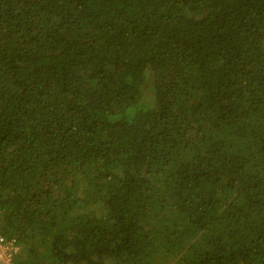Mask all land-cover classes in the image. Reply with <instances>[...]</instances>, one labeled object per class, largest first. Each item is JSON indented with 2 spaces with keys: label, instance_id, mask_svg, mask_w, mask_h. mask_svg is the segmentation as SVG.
I'll return each mask as SVG.
<instances>
[{
  "label": "trees",
  "instance_id": "1",
  "mask_svg": "<svg viewBox=\"0 0 264 264\" xmlns=\"http://www.w3.org/2000/svg\"><path fill=\"white\" fill-rule=\"evenodd\" d=\"M0 235L11 264H264V0H0Z\"/></svg>",
  "mask_w": 264,
  "mask_h": 264
},
{
  "label": "built area",
  "instance_id": "2",
  "mask_svg": "<svg viewBox=\"0 0 264 264\" xmlns=\"http://www.w3.org/2000/svg\"><path fill=\"white\" fill-rule=\"evenodd\" d=\"M12 252H14V249L11 243L6 242L4 237L0 235V263L11 264Z\"/></svg>",
  "mask_w": 264,
  "mask_h": 264
}]
</instances>
